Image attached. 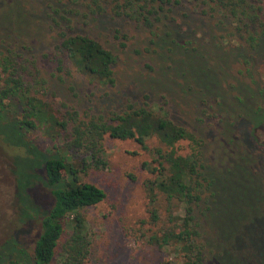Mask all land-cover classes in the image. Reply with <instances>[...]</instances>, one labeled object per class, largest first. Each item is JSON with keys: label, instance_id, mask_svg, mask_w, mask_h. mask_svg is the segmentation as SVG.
<instances>
[{"label": "rangeland", "instance_id": "obj_1", "mask_svg": "<svg viewBox=\"0 0 264 264\" xmlns=\"http://www.w3.org/2000/svg\"><path fill=\"white\" fill-rule=\"evenodd\" d=\"M245 1L246 13L257 15L246 27L214 2L165 5L147 26L115 14L111 4L93 12L91 0H0V53L36 61L44 83L32 91L59 119L66 110L77 111L80 120L107 119L133 104L166 113L201 140L206 173L217 191L209 224L203 220L200 227L206 264H236L234 253L245 251L240 237L232 246L233 230L248 211L264 210V0ZM64 34L89 35L111 50L113 83L91 82L75 71L57 48ZM20 107L0 108V246L15 237L31 249L37 220L21 225L18 201L22 197L29 206V196L43 212L52 198L35 178L36 164L21 155L25 148L14 137L7 143L18 128ZM42 131L26 130L23 142L51 154L68 135L57 127ZM178 146L182 153L189 150L186 141ZM103 147L107 166L79 172L81 181L106 193L82 211L92 235L91 264H156L161 252L140 236L147 203L143 183L151 176L143 162L150 153L133 139L108 135ZM66 153L80 168L84 152ZM15 172L22 173L20 191Z\"/></svg>", "mask_w": 264, "mask_h": 264}, {"label": "trees", "instance_id": "obj_2", "mask_svg": "<svg viewBox=\"0 0 264 264\" xmlns=\"http://www.w3.org/2000/svg\"><path fill=\"white\" fill-rule=\"evenodd\" d=\"M181 1L91 0L89 7L93 12H101L103 4H111L115 14L152 26L159 10ZM188 1H194L196 6L214 2L229 14L239 16L237 22L244 27L257 18V15L246 13L245 0ZM57 48L66 54L73 69L91 82L113 83L115 56L93 37L64 34ZM43 83L34 59L17 60L0 53V108L21 106L18 128H12L13 133L8 132L7 143L14 137L15 144L22 150L25 148V154L21 155H27L36 164L35 178L49 187L52 198L50 207L40 212L28 195L25 198L29 206L20 197L21 225L34 217L37 231L31 249L15 237L3 243L0 264H91L92 235L82 211L103 201L106 193L94 183L81 181L79 172L107 166L103 147L106 135L120 140L133 139L150 153V160L143 162L151 176L143 183L147 203L145 216L140 221V236L161 252L156 264H206L200 227L203 220L209 224L217 191L213 188V179L206 173L201 140L166 113L133 104L122 113H111L107 119L99 116L80 120L77 111L70 110L59 119L50 105L32 91L34 84L41 86ZM56 127L68 132L61 147L66 149L57 150L59 146L55 143L57 152L53 149L49 154L34 146L27 147L22 140L26 130L49 132ZM52 140L55 141L54 136ZM150 140L154 141L152 146L148 144ZM182 141L189 144L185 153L178 146ZM70 149L84 152L80 168L72 161L73 155H67L66 150ZM15 173L20 191L22 173ZM263 215L264 210L257 214L248 211L243 225L238 224L233 230L232 246L240 237L245 251L234 253L236 264H264V221L256 220Z\"/></svg>", "mask_w": 264, "mask_h": 264}]
</instances>
